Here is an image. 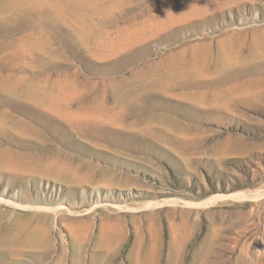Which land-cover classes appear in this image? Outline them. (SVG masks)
<instances>
[{"label": "rangeland", "instance_id": "obj_1", "mask_svg": "<svg viewBox=\"0 0 264 264\" xmlns=\"http://www.w3.org/2000/svg\"><path fill=\"white\" fill-rule=\"evenodd\" d=\"M0 79V264H264V0H0Z\"/></svg>", "mask_w": 264, "mask_h": 264}, {"label": "bare ground", "instance_id": "obj_2", "mask_svg": "<svg viewBox=\"0 0 264 264\" xmlns=\"http://www.w3.org/2000/svg\"><path fill=\"white\" fill-rule=\"evenodd\" d=\"M3 79V78H2ZM257 79V78H256ZM258 80V79H257ZM263 81V80H262ZM262 81H260V82H262ZM264 83V82H263ZM0 85L2 86V87H7V84H6V82L4 81V80H1L0 79ZM257 85H258V83H257ZM263 85V84H262ZM260 86V85H259ZM7 89V88H6ZM26 125V124H25ZM20 133V132H19ZM24 161H26V160H24ZM38 166V165H37ZM26 170H28L29 168H25ZM51 169V168H50ZM2 200H4V199H2ZM32 234V233H31ZM30 234V235H31ZM30 242V241H29Z\"/></svg>", "mask_w": 264, "mask_h": 264}]
</instances>
